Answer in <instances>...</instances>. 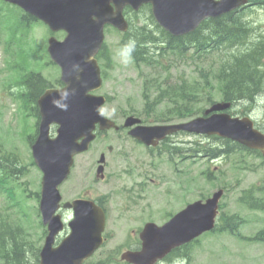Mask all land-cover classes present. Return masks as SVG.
<instances>
[{
    "label": "rangeland",
    "instance_id": "obj_1",
    "mask_svg": "<svg viewBox=\"0 0 264 264\" xmlns=\"http://www.w3.org/2000/svg\"><path fill=\"white\" fill-rule=\"evenodd\" d=\"M0 6H2L4 9L9 10L10 12H16L14 9L6 6L1 2ZM261 8L264 9V4L262 3L255 6L251 5L249 8H245L244 10L239 12V19L242 21L252 22L253 26H256L257 24H259V27L264 26V10ZM129 16L131 25L133 27V33L134 31H136V28H141L146 24L151 30L156 29L154 22L151 23V20L149 18V11L146 7L142 8L137 13H128V17ZM11 19H13V16ZM45 33V28L42 25H38L36 33L34 35L35 41H37L38 39L41 44V39L45 38ZM57 37L60 38L62 37V35H59ZM121 39L122 35L114 30H108V32L106 33L105 47L110 53L111 60L116 64L117 68H115L114 70L107 69L106 80H104L103 88L100 91L104 95L113 98L104 104V106L102 107L103 113L106 116H109L110 118L116 120L117 123L119 122L120 124H122L121 114L124 111H126V113H135L137 116H140L141 118H143V120H145V115L144 117H142V114L144 113V101L141 97L143 85L141 86V82L138 80L137 76L133 74L134 71L132 63L130 59L127 58L125 52L120 46ZM8 41L11 44L9 46V52H6V50L3 49V46H0V98L3 94V72L5 69H7L4 60L6 56L7 58L14 57L15 50L19 48V44L14 40ZM29 42L30 39L26 41L27 44H29ZM32 42L33 40H31V44ZM24 48H27V46H25ZM36 49L37 54L40 57V61H45L47 56L45 57L44 50L39 48ZM25 54L31 56L29 64H40L37 59L35 50L29 51L28 49H25L21 52V56L23 57ZM187 60L189 61V63H187L186 61L181 62V70H183V74L188 75L187 77L190 78L194 76L193 72L196 70L197 60H193L192 58H189ZM208 62L209 60H204L203 65H207ZM261 62L263 64L264 59H262ZM101 66L103 67V64H101ZM30 67L33 68L31 65ZM38 70L41 69H36L35 71ZM44 72L45 74H43L42 76L45 80L48 79L50 81H55V75L49 74V70H45ZM257 91L255 93H257ZM256 97L254 98L256 107L251 111V114L252 116L256 117L258 121L264 126V92L257 98ZM212 98H215V94L212 95ZM241 105L242 104L235 106V109L239 108ZM158 110L161 113H164L167 109L160 107L158 108ZM0 112H2L0 114L2 116L0 117V154L8 156L10 155L12 158L17 160L18 166L23 167V170L26 169L25 175L22 176L20 180L24 183V187L26 188L29 187V183H31V188L34 189L35 192L39 188L40 173L33 165H31V151L29 150V148H27L28 138L32 135V128L28 129V131L26 132L21 131V126L15 124V122L18 123V119L16 120V115L11 114L6 110L4 106H0ZM30 115L31 114H29L27 117L26 125L29 123V121H33L35 125L36 118H31L30 120ZM9 123L15 124L13 126L14 128H12L13 132H10L11 127L9 128V126L7 125ZM147 123H150V121ZM15 136L19 137H16L14 139ZM193 139H198L202 143L207 142L208 144H211L210 147H221L222 145V142L214 141L210 138H193L186 135H180L174 138V141L178 142L180 140L186 143L191 142V140ZM108 146H112V150L110 152L107 150ZM101 151L105 152L108 162L107 172L111 177L123 173V171L129 167H133V169L137 173H145L142 172L141 169L142 167H146L148 169L147 173H149L151 177H165L167 179H170V181H173V184L176 182V180H179V183L182 181L183 184L178 186L176 184L173 185L170 182L171 196L166 197L167 200H169V205L163 204V201H160V208L164 206L169 210H177L188 202L207 197L212 193L213 190L220 187V185H224L223 183H226L225 186L227 193L222 199V210L226 214V216H229L231 214H239L241 218L247 219L248 222H246V224L242 225L240 228L241 233L244 235L246 234V236H251L260 226L261 227L259 229L264 226V213L259 210H248L243 208V206L240 205L237 199L240 191L243 188H248L249 186H252L257 182H262V184H264V164L262 163L260 158H257L253 155L235 153L230 155L228 158H219V160H186L182 163H178V170L180 171L187 166V174L183 175L181 178H174V176L171 174L172 167L166 161L165 155H163L161 158L152 159L147 156V152L142 146L136 144L127 136L125 131L116 133L112 130H109L106 132L103 140H96L92 144V147L89 151L76 157L75 171L69 182H73V184L76 183V186L72 189V194L77 193L79 192V190H81L79 181L82 180L83 177L80 173L81 170L79 169V165H82L83 169L89 168L90 166L95 164ZM157 152L161 154L163 150L161 148H158ZM209 165L213 168V170L220 169L219 173L216 175V179H213L210 182H208L205 179V176L201 174L203 169L205 167H208ZM93 172H95V169L93 170ZM186 176L190 177V183H187V181L184 180ZM147 178L149 177L147 176ZM112 180L115 181L114 178H112ZM157 180L159 181V183H155L152 192H157L159 187L163 184L161 182L162 179ZM127 182L129 181L127 180ZM215 185L217 186L214 187ZM104 190L106 191L105 188ZM181 196H183L184 198L182 197V199ZM18 201L21 204L22 211L25 210L26 214H24L23 216L17 215L14 210L7 208L9 203L5 198L4 188L0 189V213L5 216L8 210H10L9 213H13V215L18 216L21 221L19 222L18 227L22 229V232L26 236L25 240L33 242V240H35L34 238L37 239L42 232L39 218L37 214L35 216L32 214L31 209L33 207L28 202V200L26 201L23 199L22 195H20ZM115 202L116 200L113 199L110 205L115 206ZM118 207L122 206L118 205ZM158 216L159 214H156L154 217ZM260 216L261 218L256 219ZM254 219H256V221H254ZM0 221L6 223V219H1ZM8 224L12 226L17 225V223ZM121 232L122 231H119V233ZM217 234L218 236L201 238L198 244H195L191 247L192 257L194 261H190L192 264H264V244L240 241L235 236H231L228 233H224L221 235H219V233ZM205 235L203 234V236ZM116 239L111 241L109 243L110 245H103L101 248H99L97 254L102 253V255L96 256V261H106L105 254H118L117 252L112 251V249L110 248L113 244L116 243ZM202 243L204 244V253L202 257L196 260L195 255L199 253L200 250H198V248ZM118 245L123 248L122 241L118 242ZM16 247L18 249L20 248V245H17ZM14 251H16V249L9 252V254H12V252ZM226 257H229L232 261H227Z\"/></svg>",
    "mask_w": 264,
    "mask_h": 264
},
{
    "label": "water",
    "instance_id": "obj_2",
    "mask_svg": "<svg viewBox=\"0 0 264 264\" xmlns=\"http://www.w3.org/2000/svg\"><path fill=\"white\" fill-rule=\"evenodd\" d=\"M106 1L103 0L102 4L97 3L96 0H70L68 4H65V0H45L44 2L43 10L48 17L50 25L53 28L65 27L70 34V38L65 43L55 45L56 55L62 58L58 62L63 68V79L67 83V86L62 91H52L42 98L44 100L53 99L56 102L59 100L61 103L65 96L64 106H57L55 108L69 115L70 120L65 124L67 126L65 132L70 131V128L74 129L75 136L71 145L67 147L68 152H72L77 147L74 142L76 137L84 133L89 134L90 130L94 127V122L106 121L96 110L102 102V98L88 94L89 90L100 85L98 69L91 54L98 47L101 40L102 25L107 20L120 26L123 24L119 11L116 16L108 14V11H106ZM115 1L118 4L130 2L134 6L142 2H152L153 13L157 20L167 29L177 33L184 31V28L189 25L194 26L199 20L198 17L204 15L206 11L207 14H218L243 0H222L219 3L212 2L211 0ZM25 7L30 9L31 6ZM93 14L97 16V20L95 21L90 19ZM93 41L94 44L91 46V42ZM43 103L46 106V101ZM42 112L46 120L52 119L47 112L44 110ZM76 120L84 123V125L78 126V124H75ZM58 146L59 148L63 147L62 144ZM43 153L44 156H47V153ZM219 193H216L213 198L208 199L205 204L198 201L188 205L185 210L168 224L171 240H166V231L159 232L157 239L162 243V246L158 248L155 244H150L147 241L145 252L134 255L135 257H140V261L136 263L145 264L155 252L165 249L174 243L184 242L211 228ZM47 197L51 209L54 210L56 201L49 193ZM78 217L84 218H80L71 224L73 232L62 242L63 248L59 252L54 253L50 260L45 259L42 264H79V261L75 259L77 257V245H83L84 249L90 248L94 243L92 235H90L91 231H98L100 233L103 219H96L91 215L84 216L83 214H78ZM59 227L60 224L58 222L54 231ZM99 241H101L100 235L98 237Z\"/></svg>",
    "mask_w": 264,
    "mask_h": 264
},
{
    "label": "trees",
    "instance_id": "obj_3",
    "mask_svg": "<svg viewBox=\"0 0 264 264\" xmlns=\"http://www.w3.org/2000/svg\"><path fill=\"white\" fill-rule=\"evenodd\" d=\"M196 32L193 34H197ZM254 35H256V32L248 31L243 25H237L234 29H229L228 26L220 24L216 25L213 30V36L216 37L217 41H222L223 39V41H225L227 38L230 39L232 37V48L234 51L246 50L230 64L229 68L221 69L219 71V76L216 78V81L219 82L223 88L224 97L229 100L238 101L242 98L250 97L257 90L264 87V71L255 65V61L258 59L256 55L257 52L259 55L264 54V49H260L264 46V41L254 39ZM145 37L149 38L148 36ZM156 39H163V37L159 35L153 36V40ZM195 43V37L192 38L188 36L186 37L184 45H193ZM219 44L220 42L217 43V47ZM29 83L32 93L36 92L40 87L39 80L36 78H32ZM9 257L18 260L25 259L24 254L21 252L16 256L9 255Z\"/></svg>",
    "mask_w": 264,
    "mask_h": 264
},
{
    "label": "bare ground",
    "instance_id": "obj_4",
    "mask_svg": "<svg viewBox=\"0 0 264 264\" xmlns=\"http://www.w3.org/2000/svg\"><path fill=\"white\" fill-rule=\"evenodd\" d=\"M251 4H253V3H248V6H250ZM243 27L245 29H247L248 31L256 32V35H254V39H257V40H260V41H264V26H261V27L257 26L256 28H251V27H247V26L243 25ZM250 53H251V51H250Z\"/></svg>",
    "mask_w": 264,
    "mask_h": 264
}]
</instances>
